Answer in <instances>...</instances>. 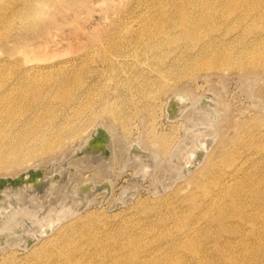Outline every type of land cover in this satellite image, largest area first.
I'll return each instance as SVG.
<instances>
[{
  "label": "bare ground",
  "instance_id": "1",
  "mask_svg": "<svg viewBox=\"0 0 264 264\" xmlns=\"http://www.w3.org/2000/svg\"><path fill=\"white\" fill-rule=\"evenodd\" d=\"M48 1L14 0V2H17V6L14 7L16 9L13 10V13L15 12L14 18L21 21L25 18L26 14L34 13L36 15L38 6L44 5ZM204 1L200 3L201 5L198 8L193 7L194 5L191 6L189 4V6H184L185 4H183L177 5L180 7L176 8L177 10L175 9L173 13H162L160 11L159 14H145L140 17L126 10L125 20L127 21L120 22L117 26L130 27V23L132 22L135 23L136 28L132 32H123V34H120V30L116 28L120 36L118 40H114L103 47V61L113 65L115 62L126 61L128 60L127 58L137 59L139 56H137L136 50L134 54L137 58L129 55L132 53L123 52V47L136 48L137 45L141 46L142 44L143 46L146 45L148 49L156 47L159 49L161 48L159 45H162L163 42H173L171 39L173 31H170L171 29H178L177 33L179 35L177 33L175 35H182L186 40L197 42L195 45L199 49L197 53L195 52V56H193L196 58L194 62H197L195 64L204 70L219 71L234 64L238 73L247 67H254L257 64L264 67V47H261L260 42L254 43L255 45L250 44L254 47L250 51L245 49L243 52L242 49L245 48H242L243 45H239L242 49L236 48L234 45L233 47L235 48L231 50L223 49L222 52L219 49L222 45L221 43L218 42L220 44H218L219 50L216 48L218 46H215V43H217L215 41L219 39H214L215 41L212 42L214 35H211L212 27H218L221 23L219 21L221 19L219 18H223L222 21L230 19L239 23L263 18L264 0H222L220 2L222 3V5L220 4L221 6H210V8L206 0ZM9 4V0H0V16H6L5 14L10 9ZM132 18L134 21H132ZM206 25L209 27H206ZM206 37L211 42H207L208 40L205 39L207 43L203 45L202 39ZM181 38L183 39V37ZM232 45L233 43L231 47ZM181 46L183 47V45ZM154 51L151 52L154 53ZM192 53H194V49H192ZM140 55L143 57V54ZM189 61V59L182 60L179 61L181 62L180 64H176L177 66L167 67V70L164 71V73L166 72L165 74L159 72L157 75V80H159L156 83L157 86L154 83L151 84L152 87L155 86L154 91L147 90L145 94L148 97V101L154 99L159 92L168 90V87H171V84L169 85L171 80L180 79L181 81L182 75L192 65V61ZM193 66L196 67L194 64ZM171 73L172 76L170 77ZM186 75H188V72ZM3 77L4 75L0 73V175H16L32 165L40 166V168L43 167L45 169L44 177L48 180L47 187L45 186L44 197H52L51 205L61 200L66 201L70 199L72 201H69L65 207L62 206V208L55 211L52 208H43L44 200L37 197L30 185L6 190L4 195L0 197L2 199L0 202V253H5L4 255H6L8 252H12L10 251L13 249L12 247L24 245L28 236L40 233L44 227L61 219L66 220L62 221L51 231L50 234L52 236L69 219H71L69 221V227H71L79 216L75 215L77 207L79 205L88 206L95 201L93 190L96 188V185L94 183L102 181L98 179L105 181L106 171L109 168L108 163H106L108 160H103V162L98 161L99 163L98 165L96 164V170L93 171L92 177L81 181L77 174L80 172L79 170L85 167L92 168V165H90V160H87V155L84 154L81 159H78L77 153L78 151L87 149L86 147H88L91 137L100 125L105 127L110 136L109 147L112 150V155L109 163L115 162L124 166L131 163L133 167L143 174L149 172L153 177L152 180L154 179L152 184L157 183L154 189H158L157 192L160 193L171 188L177 180L179 183V179L184 178H187L186 186L196 185L204 191L199 196L194 195L193 202H187L185 198L181 199L185 205L180 208L185 207V209H176L177 213L174 210L175 215L172 213L174 218L171 214L170 216L173 219L169 224L164 225L166 221H162V225L164 226L161 229L162 232L159 233L160 236L158 235L156 236L157 238H154L153 241L155 243L153 244L155 248H153L158 251L163 250L165 251L164 253L168 249V251L175 254L183 249L180 252L185 253L187 246L191 245L193 247L194 243L200 247L201 241H196V238H202L203 249H200V251L209 252L211 260L197 257L193 249L190 250V254H187L189 258L184 257L188 258L187 260L183 259L181 255H177L178 257H175V255L170 256V253L165 260H161L157 256L154 257L155 255H153L152 250H149V245L145 250L142 246L136 247L135 243L138 240L132 238L128 242L116 244L111 248H102L100 251H96V248H94L96 257H99L97 258L99 259V263L96 262L97 264H235L236 260L233 257V251L240 250L250 253L264 243L263 151L254 152L261 159L259 161H256L257 158H255L254 154H246L247 152L245 154L243 152L239 157H236L238 159H233V155V157L229 156V160L232 159V161L229 163L228 160L229 167L226 165L228 169L220 170L219 167V169L214 168L208 172H204L203 174L206 178L204 181L206 182L201 181V184L199 183L200 181L197 182L190 175L195 169L201 168L199 171L201 172L205 167L203 160L206 156L205 154L208 152L209 145L212 144L209 141L215 140L218 125L220 124L221 109L215 103L216 101L212 100L213 98H208L211 94L208 97L191 94V99H188L189 95L187 98V94H185L186 92L184 93L182 88H180L182 90L177 89L176 92L174 91L166 99L164 109L167 120L176 122L175 124L173 123L174 125H171V128L176 129L177 133L171 138L169 134H160L152 131L151 134L148 133L146 138L144 137L146 141L142 145V140L131 141L128 139L130 142L124 143L114 138V134L116 133L114 127L110 123L107 125L105 123L109 121L114 124V122L119 123L123 120L122 124H125L130 120L129 116L118 117L117 108L109 106V111L98 120L99 116L95 113L92 102L89 101L87 106L84 105V108L80 107V95H86L87 91L81 88L79 84L80 80L76 78H63L57 81V83L50 80L33 81L30 85V90L28 85L27 89L22 85L17 87L16 90H12ZM183 86L181 85V87ZM75 87L76 89H74ZM221 88L224 87L221 86ZM185 90H187L186 87ZM76 91L80 92L76 93ZM54 101L61 102L62 105L59 106L61 112H64V110L68 111V114L66 113V116L69 117L67 124L69 122L71 124L78 123L70 128L69 126L63 127L61 121L58 122L57 116L49 115L48 117H44L41 113L35 116L27 114V111L33 107L43 106L42 108L45 109ZM170 106L174 108L169 109L168 107ZM86 114H90L88 120L81 121ZM80 121L81 123L79 124ZM89 122L90 124L92 122L93 125L88 129V132L79 136L78 145L67 150L66 141L68 136L65 133L69 130L71 137L78 136L80 131L86 128L84 127L86 125L84 123L90 125ZM257 147L260 148L259 146ZM74 166L75 168H73ZM189 167L190 169H188ZM63 174H67L68 176L67 178L65 176L67 183L63 182L66 186H59L60 182L55 177L56 175L62 176ZM133 189L137 188L134 187ZM181 190L182 188L178 184L173 189V191L178 192L176 193L178 195ZM132 193H124L118 199L122 202L127 194L132 197ZM192 208H197L195 210L196 213L192 211ZM56 209H58V206ZM186 210L191 211V216L186 214ZM51 211L52 213H50ZM199 219L203 220V226L197 223ZM209 227L214 228L211 230ZM223 231L225 232L224 234ZM209 235L212 236L211 239H209ZM54 237L51 238L55 240L50 238L54 241L48 244L50 247L44 244L49 238L40 244L38 243V245L34 243L30 247V252H33V254L39 250L37 257H39L40 253L42 254L40 251L47 250L49 247L50 250L47 252V255L45 253L46 259L43 261L45 262L43 264H77V258H84V261H88L87 259L90 258L83 251L85 247L81 248L83 245L80 248L67 247L66 243L69 241V238L67 241V239L61 238H66V236H60V238L59 236ZM57 240L59 241L57 242ZM215 249L222 251L221 254H213L212 252ZM39 264H41V261Z\"/></svg>",
  "mask_w": 264,
  "mask_h": 264
},
{
  "label": "rangeland",
  "instance_id": "2",
  "mask_svg": "<svg viewBox=\"0 0 264 264\" xmlns=\"http://www.w3.org/2000/svg\"><path fill=\"white\" fill-rule=\"evenodd\" d=\"M216 1L217 0H206L209 8L210 6L219 7L222 5V3H220L222 0H218V3ZM9 2L10 9L5 14L6 16H0V73L4 75L3 78H5V81L12 90H16L17 87L22 85L26 89L28 85L30 90V85L33 81L50 80L51 82L57 83V81L63 78H76L80 80L79 84L81 88L87 91L86 95H80V107L84 108V105L87 106L89 101L92 102L94 111L99 116H97L98 120L109 111V106L117 108L118 117L129 116L130 120L125 124H122L123 120L119 123L114 122V124L107 120L108 123L106 122L105 124H112L116 132L113 131L115 133L114 138L124 143L130 142V140H142V145L144 141H146L145 138L148 136V133L151 134L152 131L160 134H169L171 138L177 133L176 129L174 130L171 128V125H174L176 122L167 120L166 111L164 109L166 99L170 94L174 93V91L176 92L177 89L182 88L184 93L186 92L187 98L189 95L188 99H191V94L205 95L207 97L211 94L212 96L210 95L208 98H213L212 100H214V102L216 101L215 103L221 109V118L215 140L212 142L209 141V143L212 144L209 145L208 152L205 154L206 156L203 160L205 166L202 170L203 172H199L201 168H197L190 174L197 182L200 181V184L201 181L206 182L204 181L206 179L203 174L204 172H208L214 168L219 169V167L220 170L228 169L226 167L230 161H232V159L229 160V156L233 155V159H238L236 157H239L243 152V154L247 152L246 154L250 155H255L254 152L258 151L264 152L263 66L257 64V68V65L254 67H247L242 70V72L238 73L234 64L228 68H223L224 70H219L220 72L218 70H204L202 67L195 64L197 62H194L196 58L193 56H195L199 49L197 45H195L197 42L194 40H186L184 36L180 35L183 37V40L178 36V29H171L170 31H173L171 36L172 41L176 42H163L162 45H159V47H161L159 49L156 47L152 49L149 48V50L146 48V45L143 46L142 44L141 46L137 45L136 48L123 47V52H127L128 54L132 53L129 54L132 56H135L134 51L136 50V54L140 58L136 56L137 59L127 58L128 60L115 62L113 65L105 63L102 59L103 47L114 40H118L120 36L116 28L120 30V34L128 31L132 32L136 28L135 23L132 22L130 23V27L117 26L120 22L127 21L125 20L126 10H129V12H132V14L138 17L145 14H159L160 11L162 13H173L176 8L178 9V7H180L177 5L185 4L184 6H189L190 4L198 8L201 5L200 3L205 2L204 0H49L44 3V5L38 6L36 15L34 13L26 14L25 18L21 21L14 18L15 12L13 13V10L16 9L14 7L17 6V2H14V0H9ZM219 19L221 23L218 27H212L211 35H214L212 42L215 41L214 39H219L215 41L217 42L215 46H218L219 43L222 44V48H219V46L216 47L217 49L219 48L220 51L223 52V49L231 50L235 47L241 48L240 46L242 45V48L245 47L244 49L241 48L243 52L245 49L250 51L254 49L253 45H255L254 43L256 42H260L261 47H264V17L258 20L240 23L231 21L230 19L224 21H222L223 18ZM132 21H134L133 18ZM206 27L209 26L206 25ZM176 33L178 35H175ZM205 39L208 40V37L202 39L203 45L207 42H211L210 39L205 42ZM231 42L233 43L232 47ZM181 45H183L184 48ZM234 45L235 47H233ZM192 49H194V53L191 54ZM151 51H154V53ZM140 54H143V57ZM154 57L156 58L154 59ZM186 59H189V62L192 61V65L189 68L190 71L188 69L186 73L182 75L181 81L180 79L171 80L169 83L171 87H168V90L159 92L154 99L148 101V97H146L145 94L147 90L154 91L153 89L155 86L152 87L151 84L154 83L156 85L159 81L157 80L158 73L161 72V74H165L166 72L164 73V71L167 70V67L177 66L178 63H181L179 61ZM193 64L196 67H194ZM194 68H197V70ZM187 72L188 75H186ZM171 76L172 73L170 74V77ZM181 85H184V88L181 87ZM221 86L224 88H221ZM185 87L188 91L185 90ZM74 89H76V87ZM77 92L79 93L80 91H76V93ZM61 105V102L54 101L45 109L42 108L43 106L33 107L27 111V114L35 116L41 113L44 117H48L49 115L57 116L58 122L61 121L63 127H73L78 122L73 124L69 122V124H67L69 117L66 116V113L68 114V111L64 110V112H61V110H59V106ZM172 107L173 106H170L168 108L172 109ZM225 111L227 112L225 113ZM89 116L90 114H86L81 121H87ZM84 124H86L84 127L87 129L84 128L80 131L78 136L71 137L69 130L65 133V135L68 136L66 141L67 150L76 147L80 140L79 136L88 132V129L93 125L92 122L91 124L89 122L90 125H88V123ZM100 126L102 130L93 134L89 141V146L86 149V158L90 160L92 168H82L83 171L80 169V172L77 174L79 179L84 181L92 177L93 171L96 170L95 166L99 163L98 161L103 162V160H108V162H106L110 168H108L109 171H106V179L108 181L106 179L105 181H103V179H98L102 181H98V184L94 183L100 188L94 192L95 202L104 199L103 203L100 205L96 203L82 210L81 213L78 214L79 216H76V222H74L71 227H69V221H71V219H69L64 226L56 230L53 236H59V238L60 236H66V238H61L67 239V241L69 238V241L66 243L67 247L80 248L82 245V249L85 247L83 251L86 253V256L90 258L87 259L88 261H84V258H77V264H97L99 263V259H97L99 257H96L94 248H96V251H100L102 248H111L116 244L128 242L132 240V238L138 240V244L135 243L136 247L142 246L145 250L149 245V250H152L153 255H155L154 257L157 256V258L161 260H165L169 256V253L170 256L175 255V257L181 255L183 259L187 260L189 258L187 254H190V250L192 249L195 250L193 252L196 253L197 257L210 259L209 252L200 251V249H203L202 238H196V241H201L200 247L194 243L193 247H191V245L187 246L185 253L180 252L183 249L176 254L168 251V249L166 253H164L165 251L163 250H155V245L153 244L155 243L153 241L154 238H157L156 236L162 232L161 229L163 226L169 224L174 218L175 213H177L176 209H185V207L180 208L185 205L181 199L185 198L187 202H193L194 195L199 196L203 194L204 191L196 185L190 187L186 186L187 178H184L179 179V183L177 180L171 188L160 193L157 192L158 189H154L157 183L152 184L154 179L152 180L153 177L149 172L143 174L133 167L131 163L125 166L115 162L112 164L109 163V159L112 155V150L109 147L110 136L108 138L105 127H103V125ZM82 153L83 151H78V159L83 157L84 154ZM255 158H257L256 161L261 160L258 156ZM210 163L211 165H209ZM73 168H75V166ZM44 171L45 169L43 167L30 170L28 172V180L38 181L44 176ZM65 176L66 178L68 177L67 174L62 176L56 175V179L59 180L62 178L59 186H66L63 184V182L65 184L67 183ZM7 180L8 179L1 180L0 183L3 185L8 184L9 181ZM10 181L11 185H18L21 183L22 179L17 176L10 179ZM177 184L182 188L179 195L176 194L178 192L173 191ZM38 186H40L39 183ZM106 186L108 190H106ZM46 187L42 186V189H40L38 193V196L44 200V209L52 208L57 211L59 208H62V206L65 207L69 201H72L70 199L66 201L61 200L51 205L52 197H44ZM132 187L137 189H133ZM128 192H134V194L132 197L127 194L124 197V203L120 202L121 200L118 199L119 196ZM57 206L58 209H56ZM195 210H197V208H192V211L195 212ZM172 213H174V215ZM171 214L173 218L170 216ZM186 214L191 216V211L186 210ZM163 220L166 221L164 225H162ZM200 221L201 219H199L197 223L203 226V220ZM209 228L212 230L214 227ZM224 233L223 231V234ZM53 236L50 234L37 241L35 245L49 238L44 243L48 245L50 242H54L52 241L55 240L52 239ZM208 237L209 239L212 238L211 235ZM58 241L59 240H57V242ZM144 244H146L147 247ZM49 247L47 248L46 246V252L45 250L40 251L42 254L39 252V257H37L39 250L33 254V252H30L31 248L28 250L13 248L10 250L12 252H8L6 255H4L5 253H0V264H39L40 261L41 264H43L45 263L43 262L46 259L45 256L50 250ZM221 252L222 251L215 249L212 253L219 255ZM233 252V257L236 260L235 264H264V243L250 253H245L240 250H235Z\"/></svg>",
  "mask_w": 264,
  "mask_h": 264
},
{
  "label": "water",
  "instance_id": "3",
  "mask_svg": "<svg viewBox=\"0 0 264 264\" xmlns=\"http://www.w3.org/2000/svg\"><path fill=\"white\" fill-rule=\"evenodd\" d=\"M99 130H102V128H101V126L100 127H98V129H97V131H99ZM96 131V132H97ZM106 131V130H105ZM107 133V135H108V138H109V134H108V132H106ZM89 146V145H88ZM87 148V147H86ZM91 152V151H90ZM83 154H87V152H86V149L83 151ZM40 166H37V165H32V166H30L29 168H27L26 170H24V171H22V172H20V173H18V174H16V175H12V176H2V175H0V181L1 180H4V179H8L7 181H9L8 182V184H5V185H3V184H1L0 183V197H2L3 195H4V193H5V191L6 190H11V189H13V188H18V187H22V186H25V185H30L31 187H32V189H34L33 190V192H35L36 193V195H37V197L39 198V199H41L39 196H38V193L40 192V189L42 188V186H47V182H48V180H46V178L43 176V177H41L38 181H29L28 180V172L30 171V170H32V169H37V168H39ZM188 169H190V167L188 168ZM64 175V174H63ZM21 177V179H22V181H21V183L20 184H18V185H11V181H10V179H12L13 177ZM59 182H60V179L58 180ZM38 183H39V185L40 186H38ZM96 188L93 190V192H95L96 190H99L100 188L99 187H97V186H95ZM106 188V190H108V187L106 186L105 187ZM132 193V192H131ZM107 194V193H106ZM134 193H132V195H133ZM1 198H0V202H1ZM103 200L104 199H102L101 201H99V202H93L92 204H89L88 206H86V205H79L78 207H77V209H76V212H75V215H78V214H80L81 213V211L82 210H84V209H86L87 207H89V206H91V205H93V204H102L103 203ZM123 202V201H122ZM50 213H52V211L50 212ZM74 215V216H75ZM68 219V218H67ZM66 219H61L60 221H57V222H53L52 224H50L49 226H46V227H44L43 228V230L40 232V233H38V234H36V235H34V236H28V238L26 239V243L24 244V245H21V246H14V247H12V248H17V249H22V250H28L34 243H36L37 241H39L40 240V238H44V237H46V236H48L50 233H51V231L58 225V224H60L62 221H65Z\"/></svg>",
  "mask_w": 264,
  "mask_h": 264
}]
</instances>
